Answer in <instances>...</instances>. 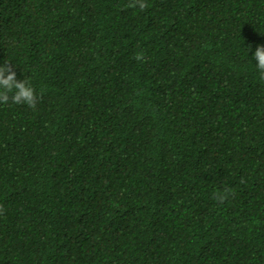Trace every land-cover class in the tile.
Here are the masks:
<instances>
[{"label": "trees", "instance_id": "1", "mask_svg": "<svg viewBox=\"0 0 264 264\" xmlns=\"http://www.w3.org/2000/svg\"><path fill=\"white\" fill-rule=\"evenodd\" d=\"M133 2L0 0V264H264V0Z\"/></svg>", "mask_w": 264, "mask_h": 264}, {"label": "clouds", "instance_id": "2", "mask_svg": "<svg viewBox=\"0 0 264 264\" xmlns=\"http://www.w3.org/2000/svg\"><path fill=\"white\" fill-rule=\"evenodd\" d=\"M137 5H139L140 10L148 7L146 0H134L127 7L135 8ZM135 58L138 61L144 59L142 53L136 55ZM253 59L257 61L256 65L260 79L264 81V45L256 47ZM9 101L14 104H26L33 109L37 104L35 89L31 86L28 79H17L16 72L10 63L0 66V103L7 104ZM230 194H233L232 190L225 188L223 192L214 193L213 198L222 203L228 199ZM0 211H3L2 205H0Z\"/></svg>", "mask_w": 264, "mask_h": 264}]
</instances>
